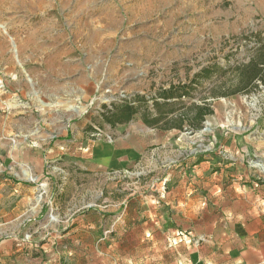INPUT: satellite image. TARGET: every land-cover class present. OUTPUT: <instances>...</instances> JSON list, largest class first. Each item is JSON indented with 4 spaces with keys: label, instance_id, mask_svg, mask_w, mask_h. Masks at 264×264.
Wrapping results in <instances>:
<instances>
[{
    "label": "rangeland",
    "instance_id": "obj_1",
    "mask_svg": "<svg viewBox=\"0 0 264 264\" xmlns=\"http://www.w3.org/2000/svg\"><path fill=\"white\" fill-rule=\"evenodd\" d=\"M0 36L20 40L25 55L16 56V42L7 48L12 68L0 69V98L46 116L64 111L94 129V139L111 131L106 111L138 97L152 108L173 86H191L176 109L205 102L214 112L200 131L155 129L148 160L128 172L72 169L61 187L56 174L58 185L24 207L19 231L0 215V264H193L196 254H215L192 228L215 238L213 228L248 208L239 188L264 182V84L249 94L212 93L240 85L234 69L264 43V0H0ZM132 125L150 128L141 115L116 127ZM182 179L192 187L176 196ZM182 198L200 218L168 214L177 208L168 200ZM80 225L98 229L60 243L61 232ZM12 238L18 246L5 253Z\"/></svg>",
    "mask_w": 264,
    "mask_h": 264
},
{
    "label": "crops",
    "instance_id": "obj_2",
    "mask_svg": "<svg viewBox=\"0 0 264 264\" xmlns=\"http://www.w3.org/2000/svg\"><path fill=\"white\" fill-rule=\"evenodd\" d=\"M13 42L18 44L16 56L23 54L25 57L19 47L20 40L0 36V69L12 68L6 60L12 58L11 49L7 48ZM0 73L5 74L1 70ZM136 127L132 125V128L120 130L110 127L108 130L111 131L105 138L94 139L97 137L94 129L74 125L64 111L58 115L46 116L23 105L12 106L7 99L0 98V215L4 218L7 229L12 232L21 229L26 215L24 207L34 204L42 192L49 193L50 185L52 188L58 185L56 174L64 176L60 181L61 187L67 185L66 176L72 169L94 176L120 174L132 170L144 159L148 160V152L154 145L158 130ZM61 160L64 161L62 164L59 163ZM194 168L199 171L197 175H200L206 166L201 163ZM179 184L180 193H176V196H186L192 185H188L183 179ZM239 190L248 208L228 217L229 220H225L223 226L221 224L218 228H213L217 232L215 238L202 233L201 229L192 228L190 236L195 239L197 234L206 235L207 244L216 251L211 256L202 253L194 255L193 264H264V182L259 185L252 183L248 188ZM187 202L184 198L176 202L168 200L167 205L177 207L168 214L177 220L200 218L198 211L185 208H190L189 204L193 201ZM89 218L90 216H83L82 224ZM177 224L179 226L181 223ZM90 229L93 234L98 225H80L65 230L61 232L60 243L64 244L69 240L71 243H78L75 238L90 236ZM17 246L16 239L12 238L5 247V253ZM160 261V264H168L163 258Z\"/></svg>",
    "mask_w": 264,
    "mask_h": 264
},
{
    "label": "trees",
    "instance_id": "obj_3",
    "mask_svg": "<svg viewBox=\"0 0 264 264\" xmlns=\"http://www.w3.org/2000/svg\"><path fill=\"white\" fill-rule=\"evenodd\" d=\"M256 51V55L248 64L234 69L236 77L241 84L230 92H221V90L216 89L212 92L213 98H225L240 93L249 94L257 88L254 85L255 82L261 81L264 84V43ZM212 74V72L205 71L203 77L209 79ZM190 87L173 86L161 91L158 99L162 100V102L156 100L152 108L148 106L146 100L138 97L134 102L106 111L102 117L112 128L117 125L127 124L135 116L141 115L143 122L153 129L183 132L188 126L192 131H200L203 128L205 118L214 113L209 104L204 102L203 105H195L186 111H183L184 108L176 109L178 102L189 96L188 89Z\"/></svg>",
    "mask_w": 264,
    "mask_h": 264
},
{
    "label": "bare ground",
    "instance_id": "obj_4",
    "mask_svg": "<svg viewBox=\"0 0 264 264\" xmlns=\"http://www.w3.org/2000/svg\"><path fill=\"white\" fill-rule=\"evenodd\" d=\"M34 178V177H33Z\"/></svg>",
    "mask_w": 264,
    "mask_h": 264
}]
</instances>
